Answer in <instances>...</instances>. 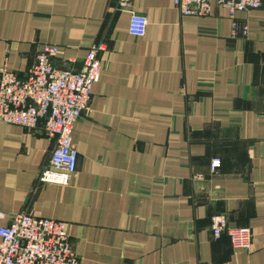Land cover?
Here are the masks:
<instances>
[{
    "label": "crops",
    "instance_id": "crops-1",
    "mask_svg": "<svg viewBox=\"0 0 264 264\" xmlns=\"http://www.w3.org/2000/svg\"><path fill=\"white\" fill-rule=\"evenodd\" d=\"M116 1L0 0V68L24 75L54 44L58 67L81 70L106 48L68 185L39 182L53 140L0 121V229L22 212L64 221L82 264H264V7L234 19L217 2L185 16L173 0ZM217 214L252 229V250L213 237Z\"/></svg>",
    "mask_w": 264,
    "mask_h": 264
},
{
    "label": "built area",
    "instance_id": "built-area-1",
    "mask_svg": "<svg viewBox=\"0 0 264 264\" xmlns=\"http://www.w3.org/2000/svg\"><path fill=\"white\" fill-rule=\"evenodd\" d=\"M132 0H117L119 11H127ZM185 16H207L212 3L226 7L232 18L238 12L264 7V0H173ZM147 16L131 11L129 32L136 37L147 33ZM249 26L234 22L233 37L247 35ZM104 44L88 48L81 70L60 68L56 57L60 48L44 44L35 63L24 74L0 68V121L42 132L54 141L50 164L39 176L40 183L68 185L77 172L79 152L72 134L76 122L90 109L93 87L102 75L100 53ZM221 161L212 162L216 171ZM212 235L229 236L235 249L250 251L255 235L249 226L230 223L226 214L212 217ZM0 264H82L74 250L67 223L29 212L14 215L0 229Z\"/></svg>",
    "mask_w": 264,
    "mask_h": 264
}]
</instances>
